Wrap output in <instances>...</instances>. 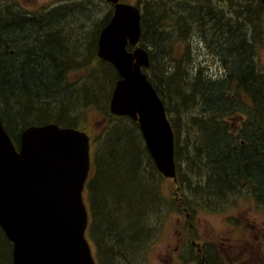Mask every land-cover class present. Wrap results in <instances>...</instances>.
I'll list each match as a JSON object with an SVG mask.
<instances>
[{"label": "trees", "instance_id": "16d2710c", "mask_svg": "<svg viewBox=\"0 0 264 264\" xmlns=\"http://www.w3.org/2000/svg\"><path fill=\"white\" fill-rule=\"evenodd\" d=\"M257 2L262 10V1ZM140 5L143 10L142 34H148L149 29L156 38L160 35L159 22H167L165 18L171 16L156 13L149 1L140 0ZM66 8L67 5H64L55 11H66ZM52 13H49L50 18L38 17L34 20L49 24L54 18ZM199 15L201 25L208 21L205 17H209V30L214 31L215 37L218 36L219 49L216 52L220 60H227L225 64L231 66H228L225 75L213 80L205 76L201 68L195 76L190 77L188 68L193 61L190 45L187 44L185 51L176 57L171 45L166 42L161 49L162 54L170 57L168 61L172 62L173 69L164 70L163 63L155 62V54L160 51H149L151 63L144 71L163 100L174 131L180 186L182 190H186V186L192 191L189 195L187 190L183 197L189 200L194 197L199 202L204 200L208 202L207 205L211 203V206L217 207L231 194L242 191L247 194L250 192L260 203L264 200V73L259 69L256 57L257 46H260L264 37L256 25L259 13L250 2H246L235 11V17H228L206 3L201 5L200 12L194 18ZM9 16L10 13H7L6 17ZM111 18L112 9L98 21L92 39L93 46L78 63L68 66L65 62L67 56L64 59L61 52L53 53V57H60L61 68L54 65L52 57H49L51 51L50 54L48 52L53 44L67 49L66 44H71L69 41L72 39L67 33L54 39V42H47L49 36L46 32L39 35L41 30L32 38L22 33L11 34L12 37L0 36V119L13 141L19 144V136L15 135V131L19 134L30 125L49 123L86 130L91 135L92 172L86 184L90 212L88 238L96 245L98 264L114 260L115 256H123L126 251L123 245L125 239L131 237L140 244L143 239L147 241L144 236L152 238L150 218L158 211L162 212L165 204L159 190L162 174L147 148L139 123L109 112V95L120 76L112 64L97 57V48L100 31ZM189 18L176 17V25L184 31L179 34L182 38L192 35L189 32ZM206 28L204 26L203 30ZM168 35L172 37L170 32ZM41 40V47L47 46L46 49H35ZM140 41H143V46V37ZM149 42L155 46L154 42ZM61 51L69 53L68 49ZM237 54L242 59L240 63L234 59ZM85 68L89 71L86 77L79 79L80 89L88 91L97 85L103 89V93L94 97L93 101L91 96L83 98L86 103L76 97L66 98L69 96L62 94L60 89L71 87L74 83H62L63 79L68 80L69 72L80 73V69ZM100 79L103 80L98 82ZM243 96L249 97V103L245 104ZM239 102H244L243 111L237 108ZM94 103L117 121L112 127L107 126L104 135L96 139L82 122L79 125L82 118L74 116L79 105L90 107ZM235 115L243 117L244 129L238 137L240 143L245 141L248 143L246 145L236 146L237 132L229 130L231 124L224 122ZM181 127L186 132L195 133L191 140L193 142L185 141L186 152L180 148ZM246 128H250L248 132ZM251 141L257 144L251 146ZM191 175H196V178ZM137 224L142 229H138ZM124 226L125 229H122ZM116 243L121 248L117 251Z\"/></svg>", "mask_w": 264, "mask_h": 264}, {"label": "rangeland", "instance_id": "374dc122", "mask_svg": "<svg viewBox=\"0 0 264 264\" xmlns=\"http://www.w3.org/2000/svg\"><path fill=\"white\" fill-rule=\"evenodd\" d=\"M143 1H149L151 9H153L156 13H166L167 15L171 16V18H165L167 22L164 20L159 22L160 24L158 26V30L160 35L155 38L152 32H150L148 29V34L144 36L142 34L140 38L141 40L143 37L145 40L143 46L141 44L143 41H139L136 45L144 48L148 52V55L149 51L153 53L160 51V53L155 54V62L157 64L163 63L164 70L167 69L170 71L173 69L172 62L168 61L170 60V57L162 54L163 51L161 49L163 48V44L165 42L171 45L172 52L176 57L180 56L185 51L187 44L190 45L189 50L193 60L188 68L191 73L190 77L195 76L199 70L203 68V73L205 76L207 75L213 80H219L221 76L223 77L225 75V71L229 69L228 66H230V64H225L227 60H220V55H218L216 52V50L219 49V41L217 39L218 36L215 37L213 35L214 31L209 30V17H205V19H208V21L203 25H201L202 23L199 20L201 19L200 15L197 17L195 16L194 18V15L200 12L201 5L206 3L209 6L214 7L217 11H222L224 15L228 17H235V11L240 9L244 3L250 2L254 10L259 13V19L256 21V25L264 37V11L263 8L261 10L257 0ZM123 3L124 5L137 6L143 14L140 0H118L117 2H111L110 0H0V36L3 38L11 34L22 33L26 35V37L32 38V36H35V34L41 30L39 35H41L43 32H46L49 36L48 38L46 37L47 42H52L57 37L59 39L63 33H67L72 38L71 41H69L71 44H66V48L69 50V53L65 54V52L61 51L67 50L63 49L64 46L61 47L57 44H53L50 46L48 52L50 54L51 51L52 56H48L50 58L52 57L55 66L61 68L62 64L60 63V57H53V53L59 54V52H61V54H64V59H66V56L68 57L65 62L69 66L71 63H78L79 60H81V57L84 54H87L89 49H91L93 46L92 39L95 35L94 31L97 28L98 21L102 19L109 11H111V9L113 14L114 7L117 4ZM64 5H67L66 11H55ZM196 6L197 8H194ZM51 12H53L51 16L54 18L49 24L34 20V18L38 17L50 18L49 13ZM7 13H10L11 16L6 17ZM177 15L190 17L189 20L191 21L189 32H192L190 37H180V32L184 33V31L176 25ZM204 26L207 27L206 30H203ZM168 32H170V36L172 37H169ZM41 41L42 42H40L35 47V49H46L47 46L41 47L43 40ZM149 41L154 42L155 46H152ZM75 42L79 43L73 45ZM130 48L131 49L129 50H133L132 46H130ZM10 54L12 55L13 53L10 51ZM12 56H14V54ZM97 57L100 60H103L98 56V53ZM234 59L238 63H240L242 60L239 54L235 55ZM256 62L259 65V69L264 73V40L260 46H257ZM47 66L49 67V64H47ZM145 69L146 67L143 68V71H145ZM88 71L89 69L85 68L80 69V73L76 71L69 72L67 75L68 80L63 79L62 83L66 81L67 83L72 82L74 84H72L71 87H62L60 89L61 93L68 95L69 97L66 98L69 99L76 97L77 99L82 100L83 98L91 96L92 101L94 97L100 96L103 93V89L97 85L94 86V88L90 87L88 91L80 89L81 83L79 79L83 76L86 77ZM101 80L103 79H100L98 82H101ZM112 91L113 90L111 89L110 95H112ZM110 95L108 106H110ZM248 98V96H243V101L245 104L249 103ZM83 102L86 103L85 99H83ZM244 102L242 104H240V102L237 103V108L241 111H243L245 107ZM97 105L98 104H95L90 107H81L79 105L75 109L76 112L74 113V116L78 115L79 118H82L81 121H79V125L82 122V125L94 134L95 139L98 136L102 137L104 135L103 131L107 126L112 127L113 124L117 123V121H115L116 119H112L105 110H100ZM3 107L5 108V106ZM103 111L106 113H103ZM114 116L122 117L117 115ZM224 122L227 125H229V123L231 124V127L229 126V130L234 131V133L237 132L235 137H238L239 134L242 133V129H244L242 124L243 117H241V115H235L233 119L226 118ZM249 129L250 128H246L247 132ZM23 130L19 134L17 131H15V135L19 136V140ZM194 136L195 133L186 132L184 128L181 127L180 148L182 147L186 152L187 148H185V141L193 142L191 140L194 139ZM99 144L100 142H98L97 145L99 146ZM235 144L236 146H241L248 143L244 141V143L241 144L240 137H238ZM250 144L252 146V144H257V142L251 141ZM190 177L196 178V175H191ZM197 182H199L198 179ZM200 182L204 183V181ZM185 188L186 190L181 189L179 179L175 180L174 178H167L162 174L159 182V190L165 199L163 200L165 204L162 208V212L160 210L150 218L149 227L152 228V238H147L148 235H146L143 238L147 239V241L143 239L140 244H138L137 240L133 238L131 239V237L125 239L124 243L122 240V243L126 249L123 255L124 257L115 256L114 260H105V264H199L201 262L202 253L199 251V247L197 246L198 244H200L199 246L206 254L205 261L207 264L208 262H214L211 258L213 255L214 258L217 256L216 259L219 264H224V262L227 260L226 256L233 254L231 253L233 248L237 250L239 245H244L245 242H249L248 239H250L252 236L250 226L252 227L253 224H255L254 220L249 221L248 226H246L245 224H241V222L244 220H242L243 218L240 219L239 216L241 215L242 217V213L249 211L250 213H248L247 216L250 219H254V216L257 215V221L259 219L260 223L264 222V202H256L255 198L250 195L249 191L248 194L242 191H239L238 194H231L227 200H224L216 207L215 205L211 206V203L207 205L208 202L204 200L199 202V200L195 199L194 197L190 198V200L187 197H183V194L187 190L189 195L192 193V191L187 189L186 186ZM84 197L89 209L88 194L86 192ZM231 202H234V204H231ZM239 223L241 224L240 226ZM137 228L139 229L141 226L137 224ZM1 229L0 264H14L11 257V255L13 256V243L7 237V240H5V236L7 235H5ZM122 229H125V226L122 227ZM125 231L127 232V230ZM90 243L93 249V254L97 258L96 245L92 241H90ZM254 243L255 239L251 241V246ZM119 249L121 248H119L118 244L116 243L115 251Z\"/></svg>", "mask_w": 264, "mask_h": 264}, {"label": "water", "instance_id": "95a60500", "mask_svg": "<svg viewBox=\"0 0 264 264\" xmlns=\"http://www.w3.org/2000/svg\"><path fill=\"white\" fill-rule=\"evenodd\" d=\"M141 35V10L124 3L114 7L100 31L98 56L120 76L110 110L139 123L158 171L177 180L174 131L143 72L150 58L136 46ZM128 44L136 47L129 51ZM90 167L85 131L56 123L29 126L17 149L0 120V226L13 243L14 264H97L85 235L89 215L83 191Z\"/></svg>", "mask_w": 264, "mask_h": 264}, {"label": "flooded vegetation", "instance_id": "af4514ba", "mask_svg": "<svg viewBox=\"0 0 264 264\" xmlns=\"http://www.w3.org/2000/svg\"><path fill=\"white\" fill-rule=\"evenodd\" d=\"M250 195L252 196L251 193H250ZM254 198H255V201L258 202L256 200V197H254ZM261 202H264V201H261ZM248 213H250V212L247 211L245 213H242L243 214L242 217L240 215L239 218L240 219L243 218L242 220H244V221H242L241 224H245L246 226H248L249 221L254 220L255 224H253L252 227L249 225L252 236L250 239H248L249 242H245L244 245H239V247H238L239 250L238 249L235 250L233 248V250L231 251V253H233V254L230 256L229 255L226 256L227 260L224 262V264H264V222H261L262 223L261 224L259 219L257 221V218H258L257 215L254 216V219L253 218L250 219L247 216ZM239 222H240V220H239ZM241 224L239 223V226ZM0 229H1V227H0ZM2 232L5 234V232L3 230H2ZM6 237L7 236H5V239H6ZM254 239H255V243L251 246V241ZM199 245L200 244H198L197 246L199 247L200 253H202L201 262L199 264H206L205 263L206 262L205 261L206 260V254L203 252V249ZM211 258L213 259L212 261H214V262H211V264H219L217 262V259H216L217 256L214 258V255H213V256H211Z\"/></svg>", "mask_w": 264, "mask_h": 264}]
</instances>
